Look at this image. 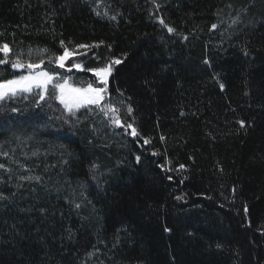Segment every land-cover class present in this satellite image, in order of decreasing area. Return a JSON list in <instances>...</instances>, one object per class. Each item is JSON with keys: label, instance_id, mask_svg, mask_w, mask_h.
<instances>
[{"label": "trees", "instance_id": "1", "mask_svg": "<svg viewBox=\"0 0 264 264\" xmlns=\"http://www.w3.org/2000/svg\"><path fill=\"white\" fill-rule=\"evenodd\" d=\"M61 40L99 47L68 72L48 60ZM2 43L10 60L48 49L42 68L76 84L121 63L74 115L0 102V264H264V0H0Z\"/></svg>", "mask_w": 264, "mask_h": 264}, {"label": "snow or ice", "instance_id": "2", "mask_svg": "<svg viewBox=\"0 0 264 264\" xmlns=\"http://www.w3.org/2000/svg\"><path fill=\"white\" fill-rule=\"evenodd\" d=\"M155 3V0H153ZM159 7V5H156ZM97 15H101L100 12L96 13ZM107 15V12L104 13ZM112 20H115V16L109 17ZM238 21V17L233 19V23ZM160 23L167 28L169 32L175 31L173 28L168 27V25L164 24L163 19H160ZM217 25L213 24L212 28H216ZM100 43H103L102 41ZM60 44L63 48V54L58 56H49L48 60L50 63H54L59 66V68L65 67V62L69 60V58L74 57L76 55H80L75 50L70 51L63 40L60 41ZM91 47H99L98 44L88 45V44H79L76 45V49H90ZM110 47V46H109ZM12 51L8 43L0 44V53L3 54V59H0V65L11 63V67L13 69H27V74H22L19 76H14L12 79H0V100H4L9 96H15L19 93H31L34 89H39L37 93L39 99L42 101L46 96H52L55 99L59 100V102L64 106V108L71 114H75L76 109L81 107H85L88 105H97L101 104V101L104 100L105 95L107 94L108 87V77L111 74L113 64L121 63L120 60H115L107 62L104 66L97 68H89L86 71L92 72L95 77L98 78L97 86H93L92 83H89L86 88H78L73 87L69 84L68 79L66 77H62L58 72H49L42 68L44 64V59L40 57V53H46L48 49H39L37 51V59L38 62H32L31 60L22 61L21 55L17 54L14 60L9 59V53ZM32 49L28 50L29 56L32 55ZM72 67L76 69H81L82 65L79 63H75ZM221 89H223L224 85H220ZM101 111L107 116L109 112L112 113L111 123L117 127H124L127 132L129 129L130 135L133 137H138L139 133L135 127H133L132 123H127L126 125L122 123V120L119 116L120 109L117 108L114 104L106 103L101 108ZM127 112L131 114L133 112V108L131 105L127 106ZM241 126H244V122L240 121ZM161 139H164L161 137ZM144 143H150L149 140H145ZM3 155H7V153H2ZM137 162H139L140 157H136ZM93 168L98 167L97 165H93ZM181 169L185 166L180 165ZM0 168H4L3 164H0ZM21 180H36L39 181V176H21ZM95 179V177H93ZM171 179V177H169ZM182 182V181H181ZM8 199L2 192H0V200ZM177 200H183L184 196L176 197ZM81 207L80 204H75V208L79 209ZM43 211V209H41ZM247 211V208H245ZM69 237H71V230L69 229ZM219 247V245L217 246Z\"/></svg>", "mask_w": 264, "mask_h": 264}, {"label": "rangeland", "instance_id": "3", "mask_svg": "<svg viewBox=\"0 0 264 264\" xmlns=\"http://www.w3.org/2000/svg\"><path fill=\"white\" fill-rule=\"evenodd\" d=\"M89 50L90 49H78V50H75V51H77L78 53H80V55H76V56H74V57H71V58H69V60H67L66 62H65V67L63 68L64 70H66V71H68V72H72V71H74V72H76V71H82V70H84L85 69V66H84V64L81 62V57L83 58L84 56H86L87 54H88V52H89ZM70 51H72V50H70ZM88 60V59H87ZM115 61V60H114ZM113 61V62H114ZM75 63H79V64H81L82 65V68L81 69H76V68H74V67H72V65L73 64H75ZM97 68V67H96ZM44 70H46V71H49V72H52V71H50V70H48V69H44ZM90 73H92V72H90ZM22 74H27V72H25V73H22ZM22 74H20V75H22ZM93 74V73H92ZM62 76V75H61ZM62 77H66L67 79H68V82H69V84L71 85V86H73V87H78V88H86L87 87V85L89 84H76L75 82H74V80H73V78L71 77V76H62ZM14 78V77H13ZM109 78V77H108ZM12 79V78H11ZM96 85H94L93 84V86L95 87V86H97V84H98V78L96 77ZM33 92L34 93H38L39 92V89H34L33 90ZM33 92H31V93H33ZM23 93V92H22ZM19 94H21V93H19ZM2 100H0V102H1ZM59 101V100H58ZM112 104H114V103H112ZM115 105V104H114ZM63 106V105H62ZM91 106H97V105H88V106H85V107H91ZM116 106V105H115ZM64 107V106H63ZM117 107V106H116ZM81 108H84V107H81ZM81 108H79V109H81ZM118 108V107H117ZM66 110V109H65ZM76 110H78V109H76ZM76 110H74V111H76ZM67 111V110H66ZM68 112V111H67ZM123 123V122H122ZM108 126V124L107 123H105V126ZM134 127V126H133ZM114 131V130H113ZM130 129H129V133H130ZM118 135L119 136H121V133L119 132L118 133Z\"/></svg>", "mask_w": 264, "mask_h": 264}]
</instances>
